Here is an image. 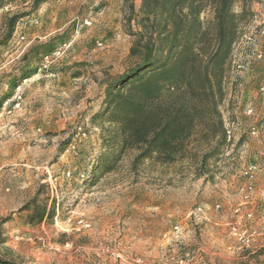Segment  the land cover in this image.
Segmentation results:
<instances>
[{
    "label": "rangeland",
    "instance_id": "obj_1",
    "mask_svg": "<svg viewBox=\"0 0 264 264\" xmlns=\"http://www.w3.org/2000/svg\"><path fill=\"white\" fill-rule=\"evenodd\" d=\"M133 2L135 31L141 0ZM30 3L0 7V256L21 264H264L256 212L264 202L251 193L260 169L252 151L264 153V0L246 1L227 59L217 110L232 136L225 132L199 169L216 141L213 112L195 119L173 162L142 158L133 168L129 149L113 169L96 170L108 123L93 115L105 82L133 64L127 3L47 0L4 39L5 18ZM252 164L249 179L243 171ZM246 211L260 233L249 248L228 228Z\"/></svg>",
    "mask_w": 264,
    "mask_h": 264
},
{
    "label": "trees",
    "instance_id": "obj_2",
    "mask_svg": "<svg viewBox=\"0 0 264 264\" xmlns=\"http://www.w3.org/2000/svg\"><path fill=\"white\" fill-rule=\"evenodd\" d=\"M13 1L0 0V7ZM45 1L31 0L28 10L8 15L3 38H10L17 21ZM133 1L125 0L133 64L105 82L101 107L93 115L108 123L101 125V139L108 151L101 155L96 170L113 169L129 149L136 151L133 168L142 158L173 162L185 153L184 142L195 119L213 112L218 119L210 125V132L216 141L201 156L199 169L225 143L217 104L227 59L248 12L247 0H141L135 31L131 27ZM236 2L242 3L240 11L234 9ZM0 264L21 263L0 256Z\"/></svg>",
    "mask_w": 264,
    "mask_h": 264
},
{
    "label": "built area",
    "instance_id": "obj_3",
    "mask_svg": "<svg viewBox=\"0 0 264 264\" xmlns=\"http://www.w3.org/2000/svg\"><path fill=\"white\" fill-rule=\"evenodd\" d=\"M250 113V109L248 110ZM226 136L229 139L232 136V131L229 127H225ZM251 134H257L258 129L256 127H251ZM258 168V164L249 165L244 169L243 174L249 179H252L255 174V170ZM247 189L251 190L252 186L247 185ZM218 207V205L216 206ZM199 207L197 208V210ZM239 207L234 209V212L237 213L239 211ZM256 212L258 213V220L264 219V206H258L256 208ZM255 220V212L246 211L243 215L235 216L233 220L229 222V233L234 237V239L239 243V247L249 248L253 243L254 237L259 235L260 233L250 226V222Z\"/></svg>",
    "mask_w": 264,
    "mask_h": 264
},
{
    "label": "crops",
    "instance_id": "obj_4",
    "mask_svg": "<svg viewBox=\"0 0 264 264\" xmlns=\"http://www.w3.org/2000/svg\"><path fill=\"white\" fill-rule=\"evenodd\" d=\"M260 114H258L257 116H259L261 119L264 118V110L259 112ZM254 151H252V156H256L259 157V167L260 169L257 171L256 173V177L254 179V190L251 192L253 194L252 197H254L257 201H261L264 202V153L262 152V156H257L253 154ZM242 191V188H240ZM234 191L236 192V200L240 201V199L242 198L241 195V191L237 190V188L234 189ZM243 194V193H242ZM235 202V201H234ZM237 201L233 204L229 206V209L231 206H235Z\"/></svg>",
    "mask_w": 264,
    "mask_h": 264
}]
</instances>
